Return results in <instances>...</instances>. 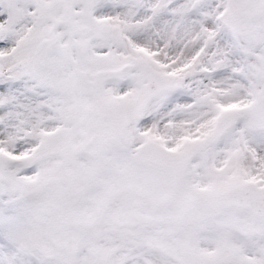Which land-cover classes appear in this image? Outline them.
Here are the masks:
<instances>
[{
	"label": "snow or ice",
	"instance_id": "6c2138e0",
	"mask_svg": "<svg viewBox=\"0 0 264 264\" xmlns=\"http://www.w3.org/2000/svg\"><path fill=\"white\" fill-rule=\"evenodd\" d=\"M0 264H264V0H0Z\"/></svg>",
	"mask_w": 264,
	"mask_h": 264
}]
</instances>
